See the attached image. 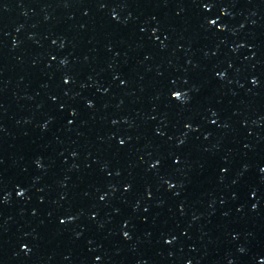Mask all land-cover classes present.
Listing matches in <instances>:
<instances>
[{
    "label": "water",
    "instance_id": "obj_1",
    "mask_svg": "<svg viewBox=\"0 0 264 264\" xmlns=\"http://www.w3.org/2000/svg\"><path fill=\"white\" fill-rule=\"evenodd\" d=\"M0 264H264V0H0Z\"/></svg>",
    "mask_w": 264,
    "mask_h": 264
},
{
    "label": "snow or ice",
    "instance_id": "obj_2",
    "mask_svg": "<svg viewBox=\"0 0 264 264\" xmlns=\"http://www.w3.org/2000/svg\"><path fill=\"white\" fill-rule=\"evenodd\" d=\"M212 23L214 24L215 21H213ZM65 83H68V81L66 80ZM252 83L255 85V84H256V81L253 80ZM180 95H181L180 93L175 94L174 99L178 100L179 97H180ZM89 107H91V105H89ZM73 115H75V113H73ZM213 123H215V121H213ZM121 144H123V141H121ZM177 163H179V161H177ZM153 167H156V165L154 164ZM169 187L171 188V187H173V185H169ZM18 194H19L20 196H23V195H24L23 192H20V193H18ZM101 199H103V197H102ZM61 223H64V221H61ZM125 236L127 237V233H125ZM170 242H171V241H169V243H170Z\"/></svg>",
    "mask_w": 264,
    "mask_h": 264
}]
</instances>
